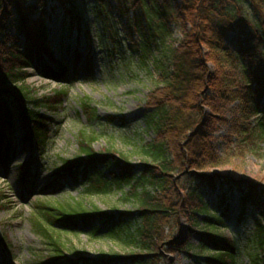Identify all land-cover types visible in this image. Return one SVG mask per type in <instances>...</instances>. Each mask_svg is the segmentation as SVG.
<instances>
[{"label": "trees", "instance_id": "1", "mask_svg": "<svg viewBox=\"0 0 264 264\" xmlns=\"http://www.w3.org/2000/svg\"><path fill=\"white\" fill-rule=\"evenodd\" d=\"M53 13L68 18L70 25L91 14L110 40L123 38L119 41L123 56L135 57L138 69L152 73L156 87L148 95L143 121L154 139L142 147L147 161L139 167L113 149L98 155L93 146L96 136L90 130L98 117L83 102L91 138L85 139L82 133L81 155L75 161L61 160L48 187L60 190L68 178L84 195L127 187L124 200L133 202L137 210L113 215L89 211L82 203L59 208L35 203L36 228L49 248L42 264H175L171 258L177 254L195 264H242L235 240L221 231L231 220L240 229L247 217L254 218L253 228L242 231L257 242V250L248 254V264H264V186L194 172L216 168L223 160L210 145L215 126L223 122L221 108L236 103L229 133L240 148L262 138L258 132L264 123V103H260L264 0H0V161L4 170L12 149L8 133L21 125L25 140L44 151L49 118L38 109L58 111L64 95L56 92L52 99H35L34 89L26 84L29 69L54 81L64 75L65 65L52 58L47 38L45 23ZM176 28L181 39L174 37ZM43 58L55 68L43 64ZM19 183L33 196L29 163ZM182 220L191 227L186 238H178ZM97 223L110 232L98 235L88 230ZM79 227L88 239L111 238L132 250L99 261L84 258L61 237ZM193 236L195 246L190 243Z\"/></svg>", "mask_w": 264, "mask_h": 264}, {"label": "rangeland", "instance_id": "2", "mask_svg": "<svg viewBox=\"0 0 264 264\" xmlns=\"http://www.w3.org/2000/svg\"><path fill=\"white\" fill-rule=\"evenodd\" d=\"M32 18H36L35 15ZM45 26L52 58L63 62L65 72L62 78L54 81L29 69L31 75L26 84L34 89L32 98L35 99H52L56 92H63L64 95L58 111L52 112L42 107L38 109L41 115L49 118L48 141L44 151H39L33 142L25 140L26 133L21 125L8 133L12 149L8 152L7 170L0 161V264L46 262L49 248L36 228L35 203L42 202L52 208L82 203L89 211L97 209L113 215L136 213L137 206L124 200L127 187L118 189L112 186L107 192L84 195L71 178L64 181L60 190L48 187L54 182L56 169L62 166L61 160L75 161L81 155L82 133H86L85 139L91 138L87 129L88 118L82 109L83 102H88L98 117L90 128L96 136L93 146L98 155L104 156L107 150L113 149L125 156L133 166L139 167L142 161H147L142 147L154 139L153 132L144 124L143 113L148 95L156 87L155 78L152 73L136 67L135 57L121 54L123 49L119 41L123 38L110 40L89 13L73 25H70L68 18L57 17L53 13ZM174 37L182 38L178 28ZM115 48L116 51L113 50ZM42 61L55 68L47 58ZM86 65L89 69H86ZM260 103H264L263 95ZM235 106L236 103H233L220 109L223 122L217 123L210 141L211 151L223 159L221 164L203 173L194 172L207 178L222 175L264 186V123L262 130L257 131L262 137L260 141L255 139L247 148H240L229 133ZM26 163L31 165L33 196L30 197L19 183ZM236 208V204L232 203L231 209ZM181 224L178 238H186L191 227L184 220ZM253 225L254 218L247 217L240 229L231 220L221 231L222 235L235 240L237 258L242 264H248V254L257 250V242L246 233ZM88 230H96L98 235H104L111 229L97 223ZM75 233L66 231L61 237L68 247L80 251L87 259L99 261L104 256H125L132 250L111 238L88 239L80 227ZM1 239L5 240L4 243ZM190 243L195 246L197 238L193 236ZM135 253L138 254L139 250H135ZM171 259L175 264H195L182 254L174 255Z\"/></svg>", "mask_w": 264, "mask_h": 264}]
</instances>
